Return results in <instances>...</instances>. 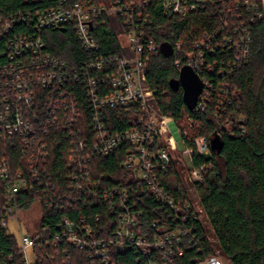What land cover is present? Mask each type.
Instances as JSON below:
<instances>
[{
	"label": "built area",
	"instance_id": "1",
	"mask_svg": "<svg viewBox=\"0 0 264 264\" xmlns=\"http://www.w3.org/2000/svg\"><path fill=\"white\" fill-rule=\"evenodd\" d=\"M153 3H159L163 16L170 19L216 9L213 28L203 32L188 51L183 42L172 45L171 57L179 73L188 67L202 83L195 114L211 107L225 131L234 126L244 129L245 119L233 109L241 93L232 78L250 60L252 26L264 19V0H57L49 8L0 15V228L16 237L19 264H36L43 254L49 260L65 261L67 246L86 251L88 259L102 264H115L117 252L132 249L147 264H157L156 258L162 264H177L186 249L202 252L189 223L205 220L199 201L192 197L213 169L209 162L213 150L207 137L195 133L196 119L190 115L177 119L161 111L159 95L164 92L149 84L150 64L162 55L161 44L148 33L152 25L148 9ZM101 22L116 31L119 54L89 59L79 70L47 51L44 33L69 28L84 51L99 53L93 32ZM78 83L91 104V135L84 134V110L70 88ZM115 109L124 111L128 129L110 130L105 115ZM53 128L67 131L70 143L68 189H62L47 170ZM3 145L19 151L18 165L12 164ZM122 146V167L152 196L167 221H154L146 228L143 212L131 204L126 189L109 188L94 179V158L106 157ZM196 159L207 161L196 165ZM172 169L190 195L186 202L176 200L162 185L163 176ZM75 197L104 201L111 216L118 217L114 233L98 236L85 217L77 224L64 216L56 231L38 227L42 204L49 211H63L64 205L76 202ZM31 199V207L25 209ZM33 210L38 217L30 221L23 213ZM22 219L30 224L27 233ZM14 260L10 255L9 263L0 260V264H14ZM221 260L216 251L192 262L223 264Z\"/></svg>",
	"mask_w": 264,
	"mask_h": 264
},
{
	"label": "trees",
	"instance_id": "2",
	"mask_svg": "<svg viewBox=\"0 0 264 264\" xmlns=\"http://www.w3.org/2000/svg\"><path fill=\"white\" fill-rule=\"evenodd\" d=\"M35 1V0H33ZM57 0H41L40 2L26 3L24 0H0V15H13L26 10H40L56 5ZM216 9L204 10L189 18L164 17L161 5L153 3L148 9L152 25L148 29L151 38L158 44L174 45L183 42L185 51L192 48L201 34L213 28L216 22ZM253 48L248 63L234 72L232 81L240 91V99L233 109L245 119L244 129L234 126L225 131L218 124L214 116V109L195 114L186 108L183 100V91L174 92L169 83L179 78V69L175 66V57L159 55L150 64L148 81L152 88L158 89L160 94L159 108L164 114H172L179 119L186 115L196 119L198 126L195 133L207 137L210 141L220 138L223 149L218 154L213 151L210 163L213 169L207 175L205 182L196 186L195 194L209 225L213 241L203 223L191 221L189 226L196 231L197 239L202 252L197 249H186L178 257L177 264H198L192 262L195 258L214 255L224 257L230 264H264V19L258 20L252 26ZM93 36L99 42L100 51H84L72 29L67 31H47L44 41L47 51L54 57L69 63L79 70L89 59L101 56L119 54L120 46L116 31L107 23H99ZM184 51V52H185ZM71 90L77 96L85 120L81 125L84 134L91 135V104L87 98L84 86L73 84ZM122 110H109L105 120L114 132H121L128 127ZM67 131L53 128L49 138L50 151L47 170L62 189L67 188V177L70 170L68 154L70 143L67 140ZM221 135H218L220 134ZM85 137V136H84ZM13 165H18L21 158L19 151L9 145L5 146ZM125 149L122 146L117 152L106 157H95L91 167L94 179L101 181L109 188L126 189L131 204L143 212V221L146 228H150L154 221H167L168 217L160 212L158 205L150 194H146L136 182L131 172L125 170ZM207 160H195L196 165ZM162 185L178 201L186 202L190 195L182 178L176 169H172L167 176H163ZM76 199V197L74 198ZM32 199L27 201L25 209L30 208ZM63 211H49L42 204L40 228L49 227L56 231L55 225L62 217L68 216L71 221L79 223L80 217L86 218L89 225L98 236L112 235L116 230L117 216L108 212L107 205L101 200L85 199L74 202L70 207L64 205ZM100 220L97 221V218ZM109 224V226H108ZM16 237L9 235L0 228V260L9 263L10 255L15 257L14 264H19L18 243ZM68 255L65 261L60 258L49 260L43 256L36 264H102L88 259L86 251H79L67 246ZM140 259V262L138 261ZM157 264H162L156 258ZM115 264H147L135 250L117 252L113 256ZM138 262V263H137Z\"/></svg>",
	"mask_w": 264,
	"mask_h": 264
},
{
	"label": "water",
	"instance_id": "3",
	"mask_svg": "<svg viewBox=\"0 0 264 264\" xmlns=\"http://www.w3.org/2000/svg\"><path fill=\"white\" fill-rule=\"evenodd\" d=\"M92 27V25H90ZM65 32V29L61 30ZM161 53L164 57H171L173 55V47L171 44L162 43ZM170 89L174 92H178L180 89L183 91V100L190 111H193L196 107L197 100L202 93L203 87L202 83L196 74L188 67L181 69L179 73V78L172 80L169 83ZM211 148L218 154L223 149V143L219 138H215L211 141Z\"/></svg>",
	"mask_w": 264,
	"mask_h": 264
},
{
	"label": "rangeland",
	"instance_id": "4",
	"mask_svg": "<svg viewBox=\"0 0 264 264\" xmlns=\"http://www.w3.org/2000/svg\"><path fill=\"white\" fill-rule=\"evenodd\" d=\"M193 200H195L196 201V196L193 194ZM34 211V210H33ZM32 211V213H29V214H26V213H23L25 216H26V218L28 219V220H30L31 221V218L33 217V218H36V216L38 215V213H35L36 211H34L33 212ZM38 217V216H37ZM22 225H23V230H24V232H26L27 233V225H30V224H26L25 223V220L24 219H22ZM203 226L206 228V230L208 231V236L210 237V240L211 241H213V237H212V234H211V232H210V230H209V225H208V223H207V221L206 220H203ZM221 261L223 262V264H230V263H228V261H226V259L224 258V257H221Z\"/></svg>",
	"mask_w": 264,
	"mask_h": 264
}]
</instances>
